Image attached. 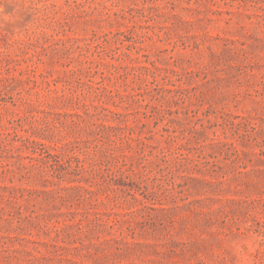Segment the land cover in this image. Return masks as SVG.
Returning <instances> with one entry per match:
<instances>
[{
  "label": "rangeland",
  "instance_id": "1",
  "mask_svg": "<svg viewBox=\"0 0 264 264\" xmlns=\"http://www.w3.org/2000/svg\"><path fill=\"white\" fill-rule=\"evenodd\" d=\"M0 264H264V0H0Z\"/></svg>",
  "mask_w": 264,
  "mask_h": 264
}]
</instances>
